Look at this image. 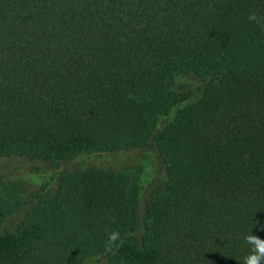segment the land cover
<instances>
[{"label":"trees","instance_id":"obj_1","mask_svg":"<svg viewBox=\"0 0 264 264\" xmlns=\"http://www.w3.org/2000/svg\"><path fill=\"white\" fill-rule=\"evenodd\" d=\"M251 17V18H250ZM153 146L125 172L60 170ZM0 264H246L264 241V0H0Z\"/></svg>","mask_w":264,"mask_h":264},{"label":"rangeland","instance_id":"obj_2","mask_svg":"<svg viewBox=\"0 0 264 264\" xmlns=\"http://www.w3.org/2000/svg\"><path fill=\"white\" fill-rule=\"evenodd\" d=\"M101 168L112 172H125L135 178L140 186V207L143 208L154 191L163 188L166 182L165 169L153 146L139 152L116 155H82L76 160L61 165L60 170ZM58 169L45 161H30L26 158L11 157L0 159V179L5 182H20L28 191L34 190L41 182L56 175ZM18 217L0 227V233L13 228ZM85 264H104V261L87 259Z\"/></svg>","mask_w":264,"mask_h":264},{"label":"clouds","instance_id":"obj_3","mask_svg":"<svg viewBox=\"0 0 264 264\" xmlns=\"http://www.w3.org/2000/svg\"><path fill=\"white\" fill-rule=\"evenodd\" d=\"M249 240L256 245V251L259 254L264 255V241L256 237H249ZM259 260H260V256L254 255L247 259L246 264H259Z\"/></svg>","mask_w":264,"mask_h":264}]
</instances>
